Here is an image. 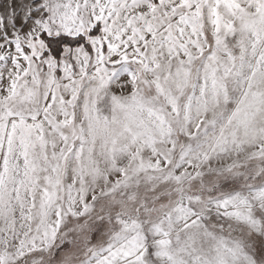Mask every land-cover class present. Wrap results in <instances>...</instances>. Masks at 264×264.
<instances>
[{
  "label": "snow or ice",
  "instance_id": "6c2138e0",
  "mask_svg": "<svg viewBox=\"0 0 264 264\" xmlns=\"http://www.w3.org/2000/svg\"><path fill=\"white\" fill-rule=\"evenodd\" d=\"M3 7L0 264H264V0Z\"/></svg>",
  "mask_w": 264,
  "mask_h": 264
},
{
  "label": "rangeland",
  "instance_id": "374dc122",
  "mask_svg": "<svg viewBox=\"0 0 264 264\" xmlns=\"http://www.w3.org/2000/svg\"><path fill=\"white\" fill-rule=\"evenodd\" d=\"M5 2H6V0H0V14H2L3 11H4L3 5L5 4ZM257 183H259V180L257 181ZM64 247L66 249H70L73 252H75L77 250V247L75 245H68V244H66Z\"/></svg>",
  "mask_w": 264,
  "mask_h": 264
}]
</instances>
